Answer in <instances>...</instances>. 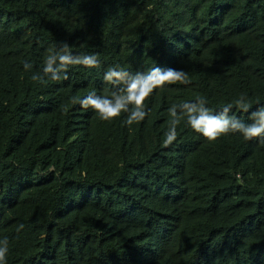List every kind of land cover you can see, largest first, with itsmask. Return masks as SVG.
Instances as JSON below:
<instances>
[{
	"label": "trees",
	"instance_id": "obj_1",
	"mask_svg": "<svg viewBox=\"0 0 264 264\" xmlns=\"http://www.w3.org/2000/svg\"><path fill=\"white\" fill-rule=\"evenodd\" d=\"M66 42L99 68L42 73ZM32 64L25 70L24 62ZM188 73L146 118L101 120L76 100L109 92L115 65ZM264 106V0H0V240L6 264H264V143L209 142L172 104ZM20 225L23 228L18 231Z\"/></svg>",
	"mask_w": 264,
	"mask_h": 264
},
{
	"label": "clouds",
	"instance_id": "obj_2",
	"mask_svg": "<svg viewBox=\"0 0 264 264\" xmlns=\"http://www.w3.org/2000/svg\"><path fill=\"white\" fill-rule=\"evenodd\" d=\"M71 66H83L84 68H99L101 62L96 54L74 55L70 46L64 42L57 49L52 50L44 59L42 73L32 75L33 80H43L45 77L53 80H67L68 71ZM25 70H30L32 64L24 62ZM104 82L109 87L106 95H97L92 92L83 99L74 102L79 103L82 108H91L101 120L111 121L127 113L125 123L128 126L143 121L148 115L145 101L157 89L171 84H189L190 78L184 70L175 68H160L153 65L146 71H129L115 65L109 67L103 76ZM203 97L194 102H182L172 104L168 108L171 120L169 129L162 141L164 147L171 146L177 140V127L181 121H187L191 129L202 135L209 142H214L221 136L230 133H239L245 140L251 141L259 138L264 143V106L258 107L248 116L250 123L233 112V107L238 111L248 113L251 104L246 95L241 94L235 104L224 106L219 112H213L207 106ZM23 228L20 225L18 231ZM8 253V240H0V264H6Z\"/></svg>",
	"mask_w": 264,
	"mask_h": 264
}]
</instances>
